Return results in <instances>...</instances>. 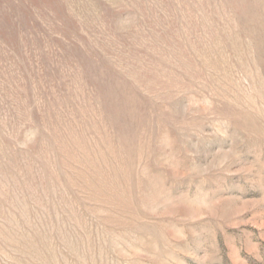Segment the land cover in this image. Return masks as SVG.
Listing matches in <instances>:
<instances>
[{
    "label": "rangeland",
    "instance_id": "1",
    "mask_svg": "<svg viewBox=\"0 0 264 264\" xmlns=\"http://www.w3.org/2000/svg\"><path fill=\"white\" fill-rule=\"evenodd\" d=\"M0 264H264V0H0Z\"/></svg>",
    "mask_w": 264,
    "mask_h": 264
}]
</instances>
